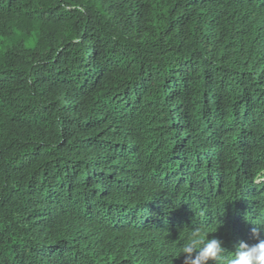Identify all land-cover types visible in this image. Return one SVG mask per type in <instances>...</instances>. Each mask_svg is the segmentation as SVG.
Returning <instances> with one entry per match:
<instances>
[{
    "label": "trees",
    "instance_id": "obj_1",
    "mask_svg": "<svg viewBox=\"0 0 264 264\" xmlns=\"http://www.w3.org/2000/svg\"><path fill=\"white\" fill-rule=\"evenodd\" d=\"M195 227L264 240V0H0V264H183Z\"/></svg>",
    "mask_w": 264,
    "mask_h": 264
},
{
    "label": "clouds",
    "instance_id": "obj_2",
    "mask_svg": "<svg viewBox=\"0 0 264 264\" xmlns=\"http://www.w3.org/2000/svg\"><path fill=\"white\" fill-rule=\"evenodd\" d=\"M260 229L253 228V238L259 239ZM209 232L195 227L185 236L175 258L183 256V264H264V240L256 244L240 241L234 251H227L217 238L209 239Z\"/></svg>",
    "mask_w": 264,
    "mask_h": 264
}]
</instances>
